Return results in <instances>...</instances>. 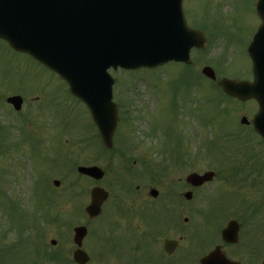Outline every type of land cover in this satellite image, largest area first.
<instances>
[{
	"label": "rangeland",
	"instance_id": "374dc122",
	"mask_svg": "<svg viewBox=\"0 0 264 264\" xmlns=\"http://www.w3.org/2000/svg\"><path fill=\"white\" fill-rule=\"evenodd\" d=\"M183 9L187 24L192 26L199 22L210 37L203 52H191L193 63L187 71L199 73L203 65L209 64L218 77L235 75L250 78L245 47L259 22L254 0H183ZM213 17L220 18L218 21L228 29L230 44L226 41L225 33L218 34L207 25ZM183 70L184 67L175 62L155 68L109 69L116 79L113 99L125 102L122 111L126 110L130 118L127 124L129 128H124L121 122L117 124L116 135L119 136H114L112 150L105 152L85 106L73 100L63 81L27 54L14 51L0 42L2 88L10 94H23L26 102L25 110L20 113L11 110L6 104L4 99L9 93L2 95V99L0 97V117L4 126L9 125L4 145L6 141H21L16 150L9 149L0 155V253L4 247L10 264H33L32 261L39 259L34 258L43 257L41 253L35 252L36 248L42 251L44 248L52 253L71 247V235H58L55 230L57 226L49 217L54 216L57 210H69L67 221L76 225L77 221L82 220L80 209L87 203V192L92 181L78 175L74 170L75 163H95L102 167L105 175L99 182L105 185L116 182L123 162L125 167H132L136 156L143 158L136 161L133 166L136 168L141 166V162L157 163L161 156H166L170 162L172 155L181 153L186 145L187 149L199 153L200 170L229 166L232 164L230 155H236L234 162L239 161L243 165L239 160L242 151L236 148L238 143L232 142L230 134L224 132L238 128L236 124L239 125L240 116L249 119L250 113L256 110L255 103L239 105L230 101L227 102L229 111L228 107L219 105L223 97L217 88L201 77L189 74L191 78H187ZM187 79L189 83L197 79L202 89L197 84L186 85ZM36 96L38 98L34 100ZM203 119H208L209 124L201 128L199 123ZM218 131L221 134L218 139L225 145L222 148H218V145L207 148V142L215 140ZM134 141L138 142L140 148L133 152L125 149L126 159L123 161L118 155L121 143L133 144ZM232 146L236 149L230 151ZM204 152L207 155L204 156ZM53 179L60 181L57 187L52 184ZM124 182V179L120 181ZM233 197L237 199L240 195L233 193ZM11 200L18 207H9ZM213 200L217 209V222L221 218L223 221L227 215H237L235 211L228 214L223 212L224 205L230 200L224 188L213 195ZM25 219L32 229H26L25 242L14 249L10 248L9 252L7 245L16 239L14 226L9 229V222L13 220L18 225L20 220ZM29 235L30 238H39L45 246L36 241L33 248ZM52 238L57 240L55 247L50 244ZM218 243L221 240L218 239ZM66 258L69 257L66 255ZM44 260V257L39 259L38 264H52Z\"/></svg>",
	"mask_w": 264,
	"mask_h": 264
},
{
	"label": "water",
	"instance_id": "95a60500",
	"mask_svg": "<svg viewBox=\"0 0 264 264\" xmlns=\"http://www.w3.org/2000/svg\"><path fill=\"white\" fill-rule=\"evenodd\" d=\"M256 10L262 23L247 48L253 80L222 77L218 84L232 96L256 99L258 111L252 121L264 138V0L256 1ZM0 37L68 83L70 92L88 106L107 147L112 144L117 120L111 101L113 79L107 68L156 66L171 59L189 63V49L203 47L206 42L200 31L186 26L181 0H0ZM202 73L215 78L209 66L203 67ZM8 101L20 107L19 96ZM78 170L94 178L103 175L97 166H79ZM211 175L192 174L191 180L198 184ZM102 193L99 188L92 189L91 214L103 199ZM75 231L79 243L83 229ZM235 234L234 222L222 232L227 241H234ZM74 258L80 263L86 260L80 251ZM201 263L234 264L218 248Z\"/></svg>",
	"mask_w": 264,
	"mask_h": 264
},
{
	"label": "flooded vegetation",
	"instance_id": "af4514ba",
	"mask_svg": "<svg viewBox=\"0 0 264 264\" xmlns=\"http://www.w3.org/2000/svg\"><path fill=\"white\" fill-rule=\"evenodd\" d=\"M2 80L0 93L4 90ZM245 126L241 143L243 159L248 157L251 161V158L253 163L259 158L264 161V141L254 132L251 123ZM186 147L172 155L170 162L161 156L157 163L141 162L136 168L133 167L136 161L143 158L134 157L133 166L121 170L124 183H91L89 190L100 185L108 191V197L101 204L99 214L93 217L83 209L82 223L87 235L82 244L90 256L89 264H197L193 262L194 256L217 244V209L213 195L223 188L230 196L229 201L237 200L232 198L234 192L242 201V208L235 211L237 215L228 218L239 223L238 242L223 246L239 264H264L263 163L238 170L216 169L211 181L194 186L187 182L186 176L209 169L200 170L199 153ZM138 148L133 145L128 150L133 152ZM120 150L118 154L126 159V151ZM68 212L58 211L54 218L58 235L69 236L72 232ZM63 252L67 254L68 249L61 248L56 253ZM6 262L7 256L1 252L0 264Z\"/></svg>",
	"mask_w": 264,
	"mask_h": 264
}]
</instances>
